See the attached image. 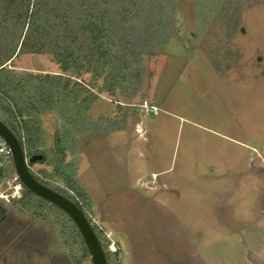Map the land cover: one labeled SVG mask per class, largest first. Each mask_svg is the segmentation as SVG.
Segmentation results:
<instances>
[{"label":"rangeland","instance_id":"1","mask_svg":"<svg viewBox=\"0 0 264 264\" xmlns=\"http://www.w3.org/2000/svg\"><path fill=\"white\" fill-rule=\"evenodd\" d=\"M195 21L193 3L179 0L176 32L145 58L139 95L100 94L89 116L112 131L80 135L66 158L120 264H264V5L227 36L196 39ZM11 69L61 73L46 55H22ZM43 125L53 147L58 116ZM0 209V264H77L55 211L40 218L2 201Z\"/></svg>","mask_w":264,"mask_h":264},{"label":"trees","instance_id":"2","mask_svg":"<svg viewBox=\"0 0 264 264\" xmlns=\"http://www.w3.org/2000/svg\"><path fill=\"white\" fill-rule=\"evenodd\" d=\"M189 1L196 11V39L224 30L231 35L246 10L264 5V0ZM178 10L179 0H0V120L18 137L28 163L54 167L52 174L41 172L47 179L29 168L42 184L78 205L100 239L108 264H120L119 251H109L103 233L93 224L89 199L75 178V164L66 158L69 152H78L80 135L103 129L101 121L97 124L89 116L100 94L130 100L139 95L145 58L157 56L171 41ZM28 54L49 56L61 73L11 69L14 59ZM85 76L90 77L87 82ZM52 114L61 125L54 146L47 147L43 117ZM14 203L40 218L55 211L65 245L79 250L77 264L89 260L65 213L25 188Z\"/></svg>","mask_w":264,"mask_h":264},{"label":"water","instance_id":"3","mask_svg":"<svg viewBox=\"0 0 264 264\" xmlns=\"http://www.w3.org/2000/svg\"><path fill=\"white\" fill-rule=\"evenodd\" d=\"M0 136L12 150L14 169L24 188L61 210L73 222L83 240L90 264H108L105 249L88 218L71 199L35 178L29 168L21 142L2 120H0ZM2 213L3 210L0 209V216Z\"/></svg>","mask_w":264,"mask_h":264},{"label":"built area","instance_id":"4","mask_svg":"<svg viewBox=\"0 0 264 264\" xmlns=\"http://www.w3.org/2000/svg\"><path fill=\"white\" fill-rule=\"evenodd\" d=\"M147 107V102H145ZM152 109L156 110L155 107ZM24 186L15 172L13 153L0 136V201L14 202L23 197ZM82 264H90V259Z\"/></svg>","mask_w":264,"mask_h":264}]
</instances>
